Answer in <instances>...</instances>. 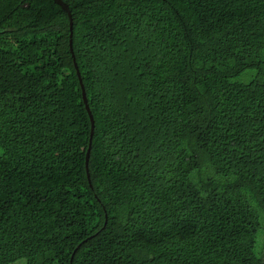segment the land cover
Listing matches in <instances>:
<instances>
[{
	"label": "trees",
	"instance_id": "16d2710c",
	"mask_svg": "<svg viewBox=\"0 0 264 264\" xmlns=\"http://www.w3.org/2000/svg\"><path fill=\"white\" fill-rule=\"evenodd\" d=\"M61 1L0 0V264H264V0Z\"/></svg>",
	"mask_w": 264,
	"mask_h": 264
},
{
	"label": "water",
	"instance_id": "95a60500",
	"mask_svg": "<svg viewBox=\"0 0 264 264\" xmlns=\"http://www.w3.org/2000/svg\"><path fill=\"white\" fill-rule=\"evenodd\" d=\"M53 2H54V4L59 6L62 9V11H64L67 14V16H68L69 30H70V34H69V49H70V52L72 53V27H73V24H72V18H71L70 11L68 9V6L65 3H63L61 0H53ZM76 74H77V77H78V80H79V84H80L81 90H82V99H83L85 108H86V110L88 112V116H89L90 123H91V131H90V141H91V137H92L93 129H94V121H93L92 115H91V113L89 111V108H88V105H87V99H86V96H85V93H84V89H83L82 82H81V79H80V74H79L77 68H76ZM88 155H89V150L87 151V155H86V168H87Z\"/></svg>",
	"mask_w": 264,
	"mask_h": 264
},
{
	"label": "rangeland",
	"instance_id": "374dc122",
	"mask_svg": "<svg viewBox=\"0 0 264 264\" xmlns=\"http://www.w3.org/2000/svg\"><path fill=\"white\" fill-rule=\"evenodd\" d=\"M252 75V72H246L243 76H240L239 78L234 79V81H240V82H248L250 80V76ZM262 246V237L259 234L256 237V242H255V251L259 253L260 248ZM263 258H264V253H263ZM14 264H25L24 260H21L20 262H16Z\"/></svg>",
	"mask_w": 264,
	"mask_h": 264
}]
</instances>
